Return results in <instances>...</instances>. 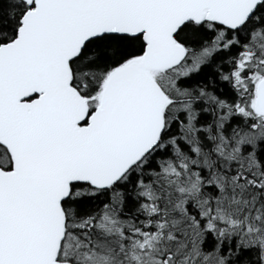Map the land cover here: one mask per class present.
<instances>
[{
	"label": "snow or ice",
	"instance_id": "1",
	"mask_svg": "<svg viewBox=\"0 0 264 264\" xmlns=\"http://www.w3.org/2000/svg\"><path fill=\"white\" fill-rule=\"evenodd\" d=\"M0 264H264V0H0Z\"/></svg>",
	"mask_w": 264,
	"mask_h": 264
}]
</instances>
